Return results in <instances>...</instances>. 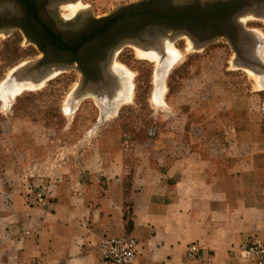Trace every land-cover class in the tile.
<instances>
[{
  "label": "crops",
  "instance_id": "obj_1",
  "mask_svg": "<svg viewBox=\"0 0 264 264\" xmlns=\"http://www.w3.org/2000/svg\"><path fill=\"white\" fill-rule=\"evenodd\" d=\"M163 86L152 97L153 137L134 158L91 153L85 163L98 172L64 176L41 201L0 185V264H98L109 234L136 237L135 264H248L245 242H264V140L246 123L255 95L245 111L205 107L190 85L169 96ZM192 243L197 259L187 257Z\"/></svg>",
  "mask_w": 264,
  "mask_h": 264
},
{
  "label": "rangeland",
  "instance_id": "obj_2",
  "mask_svg": "<svg viewBox=\"0 0 264 264\" xmlns=\"http://www.w3.org/2000/svg\"><path fill=\"white\" fill-rule=\"evenodd\" d=\"M135 1L138 0H80L83 8L73 16L68 7L63 8L65 0H57L52 5L53 18L59 28L66 29V24L84 13L88 17L100 18ZM64 15L66 19L64 17L62 21ZM240 21L245 33L249 34V38L242 35L237 42L240 54L223 37L204 46H196L186 35L166 37L178 57L169 58L166 60L168 64L161 67L160 60L164 56L160 55L159 60L140 58L135 46L126 43L112 52L111 59L101 69L103 76L107 78L105 74L108 72L116 83L118 77L112 73L114 64L128 70L130 77L122 91L113 84L103 90L86 87L76 96L83 79L81 71L73 66H55L59 70L55 69L52 76L42 82H33L38 86L0 98L1 190L21 193L32 190L37 194V201H41L51 197L64 176L69 180L78 177L89 180L90 172H98L85 163L91 153L97 160L110 156L134 158L137 143L148 142L153 137L150 134L154 132L152 97L156 85L163 91V82L168 88L167 96L180 91L184 85L193 86L196 88L194 92L201 95L198 101L208 98L203 102L205 107L226 102L231 104L230 108L234 106L246 111L250 105L249 94L255 95L257 114L253 117L254 122H248L249 119L246 123L257 126L254 139L263 141L264 16L250 13L241 16ZM161 42L162 48L156 49L163 54L164 44ZM191 42L195 46L189 50ZM246 49L256 52L257 56L249 58L244 53ZM42 56L43 52L23 32H0V86L8 88L9 82L17 77L15 72L31 75L21 72V67L24 69ZM239 57L245 63L240 62ZM159 80L161 84H158ZM118 93H125L124 100H114ZM179 93L178 98H189L186 91ZM94 145L98 147L95 152L89 150ZM118 235L123 234L105 235L98 244V252L105 237ZM245 258L248 264H258L246 255Z\"/></svg>",
  "mask_w": 264,
  "mask_h": 264
},
{
  "label": "water",
  "instance_id": "obj_3",
  "mask_svg": "<svg viewBox=\"0 0 264 264\" xmlns=\"http://www.w3.org/2000/svg\"><path fill=\"white\" fill-rule=\"evenodd\" d=\"M21 1L27 3L28 0ZM45 1L52 6L57 0ZM247 12L264 16V0H138L119 6L100 18L88 17L85 13L81 15L82 20L90 23V28H98V31L71 47L62 45L51 29L33 32L24 23L18 26L38 46L43 56L21 72L36 78L55 66H73L83 75L76 93L79 96L86 87L103 90L116 84L114 76L110 77L107 72L106 78L101 69L108 63L112 52L126 43L162 48L164 37L186 35L196 46H204L223 37L240 54L238 40L242 35L249 38L240 21ZM106 29L107 32H103ZM82 45L85 46L82 53L75 56L76 49Z\"/></svg>",
  "mask_w": 264,
  "mask_h": 264
},
{
  "label": "flooded vegetation",
  "instance_id": "obj_4",
  "mask_svg": "<svg viewBox=\"0 0 264 264\" xmlns=\"http://www.w3.org/2000/svg\"><path fill=\"white\" fill-rule=\"evenodd\" d=\"M52 9L53 7L48 5L45 0H28L27 3H22L21 0H0V32L16 30L23 32L19 26L25 23V26L30 27L33 32H48V29H51L62 45L71 47L82 43L91 34L98 31V28H90V23L85 19L82 20L80 16L76 18L77 21H73L74 25L71 22L66 24L68 28H59L53 18ZM9 16L11 17L9 18ZM37 17L39 20H37ZM56 32H65L66 34ZM82 32L88 33L84 34ZM103 32H107V29ZM83 45L76 49L75 56H79L87 44Z\"/></svg>",
  "mask_w": 264,
  "mask_h": 264
},
{
  "label": "bare ground",
  "instance_id": "obj_5",
  "mask_svg": "<svg viewBox=\"0 0 264 264\" xmlns=\"http://www.w3.org/2000/svg\"><path fill=\"white\" fill-rule=\"evenodd\" d=\"M67 3V4H66ZM64 4V2L63 3H61V5L60 6H62ZM48 5H50V4H48ZM58 5V4H57ZM57 5H56V7H57ZM49 7V6H48ZM55 7V8H56ZM67 7H68V9L70 10V12L69 13H71V15H73L74 16V14H77L80 10H81V8H83V6H82V4H81V2H80V0H69V1H65V5H64V7L63 8H66L67 9ZM84 10V9H83ZM49 13V12H48ZM247 14H250V13H248L247 12ZM6 15H8V14H6ZM9 15H12V14H9ZM52 15V14H51ZM60 15V14H59ZM244 15H246V14H244ZM13 16V15H12ZM8 17V16H7ZM11 16H9V18H10ZM61 17V16H60ZM65 17V15L64 16H62V21H64L63 20V18ZM16 18V17H15ZM65 19H66V17H65ZM74 19V18H73ZM9 21H10V19H9ZM77 21V20H76ZM79 21V20H78ZM81 22V21H80ZM73 23V22H72ZM86 23H87V21H86ZM75 23H73V25H74ZM77 25V24H76ZM1 26V25H0ZM62 26V25H61ZM72 26V25H71ZM16 27V26H15ZM69 27H70V25H69ZM168 38V37H167ZM166 37L165 38H163L162 39V41H163V44H164V47H163V54H161L157 49H156V47H154V46H141V45H137V44H133L135 47V50H136V54H137V56L138 57H140V58H150V59H154V60H159V58L161 57L160 55H162V56H164V58L163 59H161L160 61V63H161V67L163 66H166L168 63L166 62V60H168L169 58H174L175 56H177L178 57V53H177V51L173 48V46L171 45V43H170V41L167 39ZM169 39H171V38H169ZM254 39V38H253ZM255 40V39H254ZM195 46V45H194ZM193 45H192V42L191 43H189V50L190 49H192L193 47H194ZM246 47V46H245ZM257 49V48H256ZM255 49V50H256ZM259 49V48H258ZM257 49V50H258ZM256 50V51H257ZM244 51V50H243ZM245 55L246 56H248L249 58H252V57H254L253 55H256L255 53L256 52H253V51H249V50H245ZM242 55V54H241ZM240 56V55H239ZM257 56V55H256ZM243 57V56H242ZM242 57H239V61L240 62H242V63H245L244 62V60H242L243 58ZM240 58H242V59H240ZM111 59V58H110ZM238 60V59H237ZM254 60V59H253ZM247 64V63H246ZM122 66V65H121ZM22 67H24V66H22ZM22 67H21V69H20V71L22 70ZM55 69H58L57 67H53V68H49V69H46L45 70V72L42 74V76H40V77H33V76H31V75H21L20 73L18 74V73H16L15 72V74H17V75H15L14 74V72L12 73V74H14V76H17L18 77V80L15 78V80L13 79L12 81H10L9 82V87L7 88V87H5V86H0V98H2V97H4V96H6V95H9V93H11V94H16V93H18L19 91H22V90H25V89H28V88H32V87H34L35 85H37V84H34L33 82H42L43 80H44V78H48V77H50V76H52L54 73H55ZM59 70V69H58ZM57 70V71H58ZM112 73H113V75H115L116 77H118L117 78V83H116V85H118V87H119V89L122 91V90H124V88L126 87V82L129 80V77H130V74H129V72H128V70L127 69H125V68H123V67H120V65H118V64H114V66L112 67ZM12 76V75H11ZM158 76H160L159 74H158ZM158 76H157V78H158ZM161 80V79H160ZM160 80H159V82H160ZM32 81V82H31ZM44 83V82H43ZM7 85V83H4V85ZM38 86V85H37ZM124 95H125V93H118L117 95H116V98L114 99V100H116V101H122V100H124ZM7 97V96H6ZM3 100V99H2ZM76 102V100H74V103ZM158 102V101H157ZM68 108H67V110H69L70 109V106L68 105L67 106Z\"/></svg>",
  "mask_w": 264,
  "mask_h": 264
},
{
  "label": "built area",
  "instance_id": "obj_6",
  "mask_svg": "<svg viewBox=\"0 0 264 264\" xmlns=\"http://www.w3.org/2000/svg\"><path fill=\"white\" fill-rule=\"evenodd\" d=\"M138 251V240L130 234L107 236L103 239L98 252V264H134ZM248 259L264 264V243L249 241L244 247ZM201 248L197 243L189 245L187 256L196 259Z\"/></svg>",
  "mask_w": 264,
  "mask_h": 264
}]
</instances>
